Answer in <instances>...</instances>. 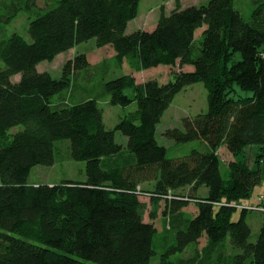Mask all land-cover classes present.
Masks as SVG:
<instances>
[{
    "label": "trees",
    "instance_id": "1",
    "mask_svg": "<svg viewBox=\"0 0 264 264\" xmlns=\"http://www.w3.org/2000/svg\"><path fill=\"white\" fill-rule=\"evenodd\" d=\"M46 2L0 0V264H152L158 254L160 264H264V225L253 242L239 208L264 181L260 165L241 159L264 146V0L163 9L155 27L133 32L142 0ZM21 11L34 15L29 40L7 34ZM93 39L110 55L77 52L59 78L38 69ZM162 65L174 80L138 83L136 74ZM196 83L206 112L163 137L209 149L170 158L158 125ZM103 100L138 110L112 128ZM222 148L232 156L226 170ZM66 154L86 163L87 179L29 182L35 166ZM145 183L155 186L152 211L165 203L162 232L136 197Z\"/></svg>",
    "mask_w": 264,
    "mask_h": 264
},
{
    "label": "rangeland",
    "instance_id": "2",
    "mask_svg": "<svg viewBox=\"0 0 264 264\" xmlns=\"http://www.w3.org/2000/svg\"><path fill=\"white\" fill-rule=\"evenodd\" d=\"M209 1L210 0H142L139 8L140 13L136 17V19L132 21L128 30L129 32H133L137 29L148 30L152 27H155L163 9L166 14H169V12L177 7L185 8L190 7L191 5L202 6L203 4H207ZM37 3L39 4L40 8H46L48 6L46 0H37ZM33 16L25 11L19 12L14 20H12L11 23L8 24L9 28L7 30V34H18L22 38L29 40V24L33 19ZM110 51V48L105 49L104 51H99L97 46L95 45V39H93L89 42H85L79 45V47L76 50H72V52L57 56L53 61L42 62L38 69L41 71H48L52 73L55 78H59L62 76L64 65L67 63V61L71 60L77 52L87 53L92 57L93 61H98L104 59L106 56H109ZM121 75H123V72H114L112 78H117ZM136 77L138 83L145 82L150 79H157L160 83H167L174 80L172 71L163 65L158 68H151L150 70L140 72L139 74H136ZM127 91L130 92L129 94H133V91L131 89ZM206 102V89L204 88L203 84L196 83L193 86L187 87L186 89H184V91L178 94L172 105L170 106V109L165 113L163 121L158 125L159 131L157 139L161 146H165L167 148L168 156L170 158L176 159L185 157L186 155L190 154L192 150L198 149L206 152V149H209V147H207L205 143L199 141L186 144H177L167 137H163V133L166 131V129H174L175 127L178 129H183V121L185 117H188L190 115L196 116V113L206 112ZM101 108H103L105 111L104 122L107 126L109 124V127L112 128L119 123V120L122 117L130 114V112H135L138 110L135 103L127 108H124L122 106L111 105L109 100H103V102H101ZM20 129H22V126L17 127L12 131H20ZM123 138L125 139L124 143H127V139L119 132L116 141L120 143ZM58 157L60 158L59 160H57L54 166H35L28 179L29 182L31 184L36 183L45 185L50 183H60L67 179L77 181L83 180L85 178L87 179V166L85 162H75L67 154ZM220 158L223 162L222 169L226 170L228 168V165L232 162V156L229 154L227 149L222 148L220 151ZM242 158L246 160L250 167L253 168L260 165L264 169V146L260 147L258 145H252L247 147L243 155L241 156V159ZM262 176L264 180V173ZM154 187L155 186L152 183H145L144 185L139 187L136 193V197H138L143 202H147L148 204V210L147 214L145 215V219H147L148 221L152 220L158 227L160 232H162V227L166 219L163 214V210L166 207L165 203L162 202L160 205V211H157L156 213L152 211L150 203H153L154 199L153 196L149 195L151 194L150 191L154 190ZM207 191L208 190L206 187H202L198 194L206 195ZM253 192V195H251L248 200H243L242 203L243 205H248L246 210L248 211L246 221L252 229L251 240L255 242L261 227L264 225V213L259 211V209L263 208V206L259 204V200L261 196H264V181L261 185L255 187ZM253 204H257L256 207L258 208V210H249L251 209L249 208L250 205ZM192 208L194 207H189L186 212L188 214H191ZM240 216L241 210L239 209L234 213V219L237 220ZM204 242L205 240H202V245ZM191 250L194 251L193 248ZM159 259L160 254H158L157 257L153 258L152 264H160Z\"/></svg>",
    "mask_w": 264,
    "mask_h": 264
},
{
    "label": "clouds",
    "instance_id": "3",
    "mask_svg": "<svg viewBox=\"0 0 264 264\" xmlns=\"http://www.w3.org/2000/svg\"><path fill=\"white\" fill-rule=\"evenodd\" d=\"M260 202H263L264 203V196H261V198H260V200H259ZM247 207H248V205H245L244 204V206H241V207H239L240 209H247ZM249 208H251V209H249L250 211L251 210H258V208L256 207V205H250V207Z\"/></svg>",
    "mask_w": 264,
    "mask_h": 264
},
{
    "label": "crops",
    "instance_id": "4",
    "mask_svg": "<svg viewBox=\"0 0 264 264\" xmlns=\"http://www.w3.org/2000/svg\"><path fill=\"white\" fill-rule=\"evenodd\" d=\"M246 205V204H245ZM254 205V204H253ZM256 205V204H255Z\"/></svg>",
    "mask_w": 264,
    "mask_h": 264
}]
</instances>
